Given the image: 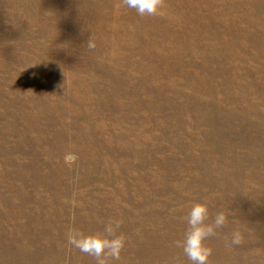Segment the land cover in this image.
<instances>
[{"label": "rangeland", "instance_id": "rangeland-1", "mask_svg": "<svg viewBox=\"0 0 264 264\" xmlns=\"http://www.w3.org/2000/svg\"><path fill=\"white\" fill-rule=\"evenodd\" d=\"M162 12L0 0V264H96L65 233L111 218V264H191L195 203L229 213L208 264H264V0Z\"/></svg>", "mask_w": 264, "mask_h": 264}, {"label": "clouds", "instance_id": "clouds-1", "mask_svg": "<svg viewBox=\"0 0 264 264\" xmlns=\"http://www.w3.org/2000/svg\"><path fill=\"white\" fill-rule=\"evenodd\" d=\"M121 5L135 10L137 15L156 16L162 15L165 0H121ZM89 47H94L91 39ZM64 163L72 166L78 160L74 152L64 155ZM227 210L218 211L209 221V209L205 203H195L191 206L187 216V230L182 241H175V246L182 248L184 255L191 264H208L212 249L206 241L217 234L216 230L225 226L228 221ZM123 221L115 218L109 219L102 232L85 234L76 227H70L65 233L66 243L70 248H75L81 253L92 257L96 264H111L112 261L121 259V252L125 248L126 236L118 232ZM243 237L239 231L231 234L229 245H240Z\"/></svg>", "mask_w": 264, "mask_h": 264}]
</instances>
